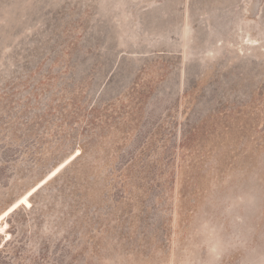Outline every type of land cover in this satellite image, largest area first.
Listing matches in <instances>:
<instances>
[{
    "label": "rangeland",
    "instance_id": "obj_1",
    "mask_svg": "<svg viewBox=\"0 0 264 264\" xmlns=\"http://www.w3.org/2000/svg\"><path fill=\"white\" fill-rule=\"evenodd\" d=\"M37 185L0 264H264V0H0V214Z\"/></svg>",
    "mask_w": 264,
    "mask_h": 264
},
{
    "label": "snow or ice",
    "instance_id": "obj_2",
    "mask_svg": "<svg viewBox=\"0 0 264 264\" xmlns=\"http://www.w3.org/2000/svg\"><path fill=\"white\" fill-rule=\"evenodd\" d=\"M79 155V153H77ZM63 167V165H61ZM59 168L56 169V172H59ZM56 172H53L52 175L55 176ZM37 187H34L30 192L27 193L26 196H24L21 199H18L16 202L11 203V206L7 207L6 210L0 214V222L7 221L6 223L3 224L2 227H0V236H3L5 240H11V235L9 234V225L11 223L10 217L16 213L19 209H21L23 206H27L28 208H31L32 205L29 203V197L33 195L37 191ZM0 247H4L3 244H0Z\"/></svg>",
    "mask_w": 264,
    "mask_h": 264
}]
</instances>
